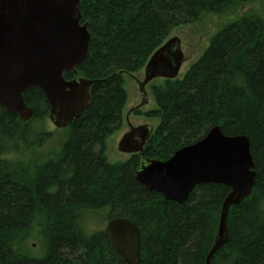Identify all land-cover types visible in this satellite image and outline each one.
Here are the masks:
<instances>
[{
  "label": "trees",
  "instance_id": "trees-1",
  "mask_svg": "<svg viewBox=\"0 0 264 264\" xmlns=\"http://www.w3.org/2000/svg\"><path fill=\"white\" fill-rule=\"evenodd\" d=\"M250 1L81 0L90 42L76 76L97 83L89 106L65 129L62 146L41 154L52 138L41 91L23 96L34 112L28 122L0 106V264H126L103 229L90 230L94 216L136 226L139 264H206L230 189L204 184L182 205L166 201L135 180L141 157L111 164L106 141L123 120V75L142 73L174 28ZM74 77L64 73L66 80ZM149 89L156 109L142 116L158 124L144 159L166 161L215 126L226 136L248 138L256 181L250 196L229 209L227 242L211 264H264V18L235 17L182 78L157 80ZM32 234L44 250L40 258L27 249Z\"/></svg>",
  "mask_w": 264,
  "mask_h": 264
},
{
  "label": "water",
  "instance_id": "water-1",
  "mask_svg": "<svg viewBox=\"0 0 264 264\" xmlns=\"http://www.w3.org/2000/svg\"><path fill=\"white\" fill-rule=\"evenodd\" d=\"M80 2L0 0V106L22 122H28L34 114L23 97L31 89L43 93L49 106L48 118L57 129L67 128L90 104L91 87L97 81L76 76L90 42L88 24L81 23ZM184 62L179 39L169 38L149 58L143 80L137 81L139 107L148 101L146 86L156 79H177ZM67 72L75 77L66 80ZM152 132L150 126L132 127L119 141L118 151L143 158V147ZM137 137L140 141L135 140ZM254 168L248 138L226 136L215 126L166 161L143 158L134 178L148 192L179 205L199 185L217 184L230 189L206 258V264H211L212 256L227 242L229 209L251 194L256 181ZM104 234L126 264L140 263V235L130 220L108 221Z\"/></svg>",
  "mask_w": 264,
  "mask_h": 264
},
{
  "label": "rangeland",
  "instance_id": "rangeland-1",
  "mask_svg": "<svg viewBox=\"0 0 264 264\" xmlns=\"http://www.w3.org/2000/svg\"><path fill=\"white\" fill-rule=\"evenodd\" d=\"M256 15L264 18V0H252L249 3L243 5V7L238 8L234 11H229L222 15L217 14H204L197 22L186 25L179 26L174 28L171 31L169 38L175 37L179 39L181 44V50L184 54L185 62L180 68L178 78H182L187 71V69L194 64L202 55L204 50L208 47L209 41L212 36H214L219 30H221L226 24L234 20L235 17L241 15ZM236 15V16H235ZM124 78V89L127 92L128 99L125 109L122 115V122L115 133L110 136L106 141L105 147V156L109 163H124L129 159V155L120 153L118 151V143L122 137L128 132L126 124V115L127 123L133 127H138L141 125H150L155 127L158 124L157 120L148 119L146 117H137L133 110L137 109L141 103V96L138 89L137 81L143 80V72L134 76L133 79L127 75H123ZM154 80L146 86L147 98L148 101L145 105L138 109L141 115L156 109V106L153 102L152 95L150 93V86L155 83ZM45 130L52 133L51 140L42 148L41 154L47 155L54 149L60 148L64 140H66L65 129H57L53 126L50 120H46ZM100 216L91 217L89 222V227L91 231L95 229H104L106 222L100 221ZM27 249L33 257H42L44 255V250H42L40 239L36 234H32L28 242Z\"/></svg>",
  "mask_w": 264,
  "mask_h": 264
},
{
  "label": "flooded vegetation",
  "instance_id": "flooded-vegetation-1",
  "mask_svg": "<svg viewBox=\"0 0 264 264\" xmlns=\"http://www.w3.org/2000/svg\"><path fill=\"white\" fill-rule=\"evenodd\" d=\"M133 79V78H132ZM134 112H133V114L135 113V111L137 112V111H139V110H133ZM136 116V115H135ZM137 117H143L142 115L141 116H137ZM127 115H126V118H125V120H126V124H127V128H128V132L127 133H129V131L131 130V128L133 127L132 125H130L129 123H127ZM144 125H146V124H144ZM144 125H141V126H144ZM141 126H138V127H141ZM146 126H150V125H146ZM152 127V126H151ZM133 128H137V127H133ZM119 130V129H118ZM126 133V134H127ZM149 139V138H148ZM136 141H140V139H139V137H137L136 139H135ZM148 141V140H147ZM147 141H146V143H147ZM146 143H145V145H146ZM119 144V143H118ZM145 145H144V147H145ZM144 147H143V149H144ZM133 155V154H132ZM132 155H129V157L130 156H132ZM136 155H139L140 157H141V155L140 154H136ZM143 158H144V153H143ZM142 157H141V159H143ZM141 162H142V160H141ZM141 162H140V164H141Z\"/></svg>",
  "mask_w": 264,
  "mask_h": 264
}]
</instances>
